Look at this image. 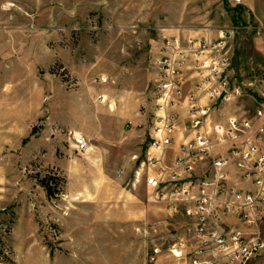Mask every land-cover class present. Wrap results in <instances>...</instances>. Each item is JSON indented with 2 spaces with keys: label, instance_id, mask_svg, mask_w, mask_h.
<instances>
[{
  "label": "rangeland",
  "instance_id": "rangeland-1",
  "mask_svg": "<svg viewBox=\"0 0 264 264\" xmlns=\"http://www.w3.org/2000/svg\"><path fill=\"white\" fill-rule=\"evenodd\" d=\"M262 26L264 0H0V33L13 34V39L18 35L20 40L42 34L46 46L59 52L60 60L49 72L61 86L92 87L119 67L138 74L146 97L139 110L148 116L143 151L132 162L126 180L118 177L123 170L118 159L110 161L112 183L127 189L136 176L146 187L145 155L154 125L152 89L159 74L156 61L162 37L181 33L198 40L208 28L237 27L230 68L246 94L237 101L250 110L264 103ZM45 148L20 145L4 162L7 175L2 190L8 201L0 208V260L3 257L7 264H153L148 261L153 245L166 242L170 231L178 233L179 227L189 232L191 219L186 213H168L167 206L149 193L140 204L155 210L151 221L104 225V217L114 214L116 187L108 186L103 175L92 177L91 183L81 171L103 172L109 167L88 161L90 150L72 149L66 154ZM66 155H73L75 162L62 167ZM52 157H58L61 166ZM41 179L51 187L52 196ZM16 224L17 233L11 235ZM116 230L122 232V240ZM261 232L264 236V220ZM119 248H124V255ZM247 264H264V249Z\"/></svg>",
  "mask_w": 264,
  "mask_h": 264
},
{
  "label": "built area",
  "instance_id": "built-area-1",
  "mask_svg": "<svg viewBox=\"0 0 264 264\" xmlns=\"http://www.w3.org/2000/svg\"><path fill=\"white\" fill-rule=\"evenodd\" d=\"M260 33L264 51V26ZM234 37V28L207 44L192 37H162L145 184L171 212L186 204L191 227L186 238L153 245L148 252L150 263L166 252L189 264H247L264 249V103L226 123L211 119L220 104L246 95L229 73ZM189 58L198 79L195 93L187 95L192 136L180 144L168 165L162 156L173 144L174 107L183 96L182 75ZM98 99L104 100L101 95ZM72 139L78 151L88 148L81 134H72ZM235 174L238 183L233 182ZM6 262L2 257L0 264Z\"/></svg>",
  "mask_w": 264,
  "mask_h": 264
},
{
  "label": "crops",
  "instance_id": "crops-1",
  "mask_svg": "<svg viewBox=\"0 0 264 264\" xmlns=\"http://www.w3.org/2000/svg\"><path fill=\"white\" fill-rule=\"evenodd\" d=\"M223 31L225 29L208 28L201 32L200 38H196L197 41L207 44L218 39ZM176 35L183 39L195 37L181 33ZM13 37V34L8 32L0 33V208H3L8 201L7 193L2 190V183L5 182L7 175L4 162L13 156L14 149H18L20 145L26 148L36 146L38 149L47 147L50 150L59 149L62 152L65 151L66 154H71V150L76 149L72 134L77 133L87 140L88 148L85 151L90 150L86 156L88 161L95 164L103 162L109 167H105L103 172L100 171L101 169H94L85 173L81 171V174L88 176L91 183L93 182L92 177L103 175L108 178L106 180L108 186L115 185L116 187V199L112 202L114 203V214L106 215L102 223L122 226L139 224L140 219L147 218L151 221L155 210L150 205L141 206L140 202L146 193H149L153 200H160L155 191L146 184V187L140 184L138 176L132 182L130 189L123 185L119 186L118 183L113 184L114 171L110 167L113 157L117 158L123 168L118 177L126 180L127 171L132 162L138 159L143 151L148 129L146 126L148 116L147 112L139 110L140 105L145 103L146 97L138 74L129 73L126 67L122 69L119 67L115 71L108 72L112 77L106 75L105 82L101 81L92 87L85 86L79 90L65 88L59 84L57 77L49 72L51 66L60 60L59 52L50 50L46 46L42 34L39 38L34 36L35 38L30 40H20L18 35L16 39ZM161 44L162 40H160V47ZM158 50L160 52V48ZM193 64V58H189L182 75L183 96L174 107L177 127L173 133V144L162 156L163 163L168 165H171L178 155L180 144L192 136L189 128L187 95L195 93V84L198 81ZM229 73L234 77L231 68H229ZM97 88L98 91H96ZM100 95L103 96V101L98 99ZM153 96L154 88L152 89ZM246 114L247 109L239 105L236 100L220 104L211 119L214 122L226 123L231 117H244ZM35 127L37 131L34 132ZM149 132L151 136L153 126ZM117 137H123V139L117 140ZM261 146L264 149V140ZM150 152L148 145L146 160ZM52 160H56L57 164L62 167L72 166L75 162L73 155L70 157L66 155L62 160L65 162L62 164L58 157H52ZM143 162L145 168L146 161L143 160ZM239 181L235 174L233 182L238 183ZM247 188H251L248 182ZM160 201L166 205L164 201ZM103 203L102 201L101 205ZM105 203L107 206L111 205L110 202ZM185 208H187L186 204L180 206L179 212L185 213ZM167 211L173 213L168 208ZM116 231L117 237H121L120 240H122V232ZM16 233L17 224L11 235ZM175 237H188L186 227H179L178 233L172 234L170 231L166 241ZM152 239L155 241L154 236ZM119 249L124 255V248ZM153 264L189 263L185 260L174 259L164 252Z\"/></svg>",
  "mask_w": 264,
  "mask_h": 264
},
{
  "label": "trees",
  "instance_id": "trees-1",
  "mask_svg": "<svg viewBox=\"0 0 264 264\" xmlns=\"http://www.w3.org/2000/svg\"><path fill=\"white\" fill-rule=\"evenodd\" d=\"M41 183H42V185L46 188V190H47V194H48L49 196H52V189H51V187L49 186V184H48L44 179H41Z\"/></svg>",
  "mask_w": 264,
  "mask_h": 264
}]
</instances>
